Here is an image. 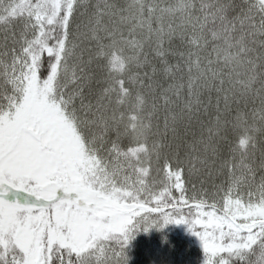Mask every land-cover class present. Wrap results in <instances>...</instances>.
<instances>
[{"label":"snow or ice","instance_id":"1","mask_svg":"<svg viewBox=\"0 0 264 264\" xmlns=\"http://www.w3.org/2000/svg\"><path fill=\"white\" fill-rule=\"evenodd\" d=\"M168 224L264 264V0H0V264Z\"/></svg>","mask_w":264,"mask_h":264},{"label":"trees","instance_id":"2","mask_svg":"<svg viewBox=\"0 0 264 264\" xmlns=\"http://www.w3.org/2000/svg\"><path fill=\"white\" fill-rule=\"evenodd\" d=\"M187 227V224L179 226L168 224L162 229L159 226L152 227L156 231V237H162L161 244L165 246H155L153 238L143 240L135 235V238L125 248L128 264H147L149 260H151L152 264H157L158 261L161 263L163 255L168 250L169 252H176L171 264H205L206 256L204 251L193 247V244L185 236ZM167 262L169 261L163 264H167Z\"/></svg>","mask_w":264,"mask_h":264},{"label":"rangeland","instance_id":"3","mask_svg":"<svg viewBox=\"0 0 264 264\" xmlns=\"http://www.w3.org/2000/svg\"><path fill=\"white\" fill-rule=\"evenodd\" d=\"M173 225H175V224H173ZM184 230H185V228H184ZM155 233H156V231L153 228H150L147 233H145L143 230H141L140 232L136 233L135 235L139 236L143 240H149V239L153 238L155 246H157V245L165 246V245L161 244L162 237L161 236L156 237ZM185 236L193 244V247H196L199 250H203V245H202L201 240L198 238V236L193 235L192 232H190L188 230V227H187V231H185ZM174 255H176V252H169V250L166 251V254L163 255V259H162L161 263H159V261H158L157 264H163L166 261H169V262H167V264H171V260L175 258ZM147 264H152L151 260H149Z\"/></svg>","mask_w":264,"mask_h":264}]
</instances>
